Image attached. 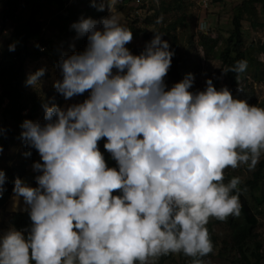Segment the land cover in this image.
I'll use <instances>...</instances> for the list:
<instances>
[{
    "label": "clouds",
    "instance_id": "obj_1",
    "mask_svg": "<svg viewBox=\"0 0 264 264\" xmlns=\"http://www.w3.org/2000/svg\"><path fill=\"white\" fill-rule=\"evenodd\" d=\"M116 4L92 0L108 15L74 22L85 46L57 62L56 92L65 100L87 96L66 107L44 103L43 122L20 124L39 161L31 165L35 187L17 177L12 193L31 223L0 233V264H148L169 253L201 264L213 251L209 218L240 214V179L224 183L223 170L255 168L264 154V108L211 79L191 91L192 73L166 86L168 42L153 32L131 53L132 31L119 23ZM246 67L240 60L222 72ZM43 74L42 67L28 73L25 85L34 88ZM101 140L115 167L106 165ZM5 182L0 170V192Z\"/></svg>",
    "mask_w": 264,
    "mask_h": 264
},
{
    "label": "rangeland",
    "instance_id": "obj_2",
    "mask_svg": "<svg viewBox=\"0 0 264 264\" xmlns=\"http://www.w3.org/2000/svg\"><path fill=\"white\" fill-rule=\"evenodd\" d=\"M144 1L146 2L145 7L136 0H129L117 2L114 9V14L118 17L119 23L132 31V40L126 45L129 51L134 54L145 45V35L143 33L134 35L136 29L144 28L142 30H146V32L152 31L161 33V39L166 40L170 50L174 52L171 61L175 60L181 53L188 55V59L186 60L188 69L186 73H192L193 75L191 91L203 90L206 79H211L216 89L226 87L229 90L230 80L225 72H222L224 66L221 59H206L205 50L200 43V38L202 35L208 38H217L218 43L217 46H215L216 49L224 46L226 44V37L233 27L232 18L235 11L238 9L237 6L241 4L243 0H211L212 3L208 1L207 5L203 0H185V2L183 4L180 3V5H178V2L175 3V0H142L143 3ZM96 3H99V0H96ZM67 5L73 7V9H84L86 3L81 0H69ZM255 6L257 8L256 14L251 16L250 13L245 11L241 20L245 39L243 50H247L246 52H249L250 55H247V67L239 77L233 92H237L239 96H244L249 105L264 108V51L262 50V46L264 45V3H255ZM4 7L5 0H0V21H2L4 16L2 13ZM55 10L56 7L53 4L46 3L39 12L38 19L43 22V37L57 43L58 51L52 53V56H45L39 60L28 59L25 65L26 75L30 72H34L38 68H44V74L39 78V83L34 88L26 85L24 87V92L27 97H32L35 98L36 101H39L40 112L43 111L42 104H56L59 97H61L53 87V82L60 78V74L57 63H55L52 58H60L62 54L66 55L72 53L73 47H75L81 37H78L76 32H71L68 35L66 32L61 34L59 28L50 24V21L55 17ZM137 10H139L140 16L139 19H135L136 23L133 25L127 17V12H132L134 15V12ZM103 12L104 16L108 15L107 8H105ZM184 14L185 24L171 31V33L176 36L174 42L172 36L167 35L162 30L168 26L169 23L180 18ZM29 16L30 9L27 8L23 9L16 19L13 20L9 18V21L5 24L7 34L0 37V56L17 22L27 20ZM148 17L153 19L151 24L146 23ZM81 18H87V15H80L72 24L78 22ZM100 18L101 17H99L98 20ZM158 19L159 23H157ZM201 24L203 28L200 27ZM85 43L82 44L83 48ZM181 62L185 64L184 60ZM164 80L166 86H171L172 81L167 74ZM79 96H74L68 100L61 97L63 100L61 107L77 103V101L80 100ZM4 123L0 113V128ZM29 151L30 149L25 144L20 140H16L15 144L11 145L8 149L0 151V170L4 172L6 166L19 164L23 160H26L30 163L26 167L27 171H32L31 162L33 158L31 155H26ZM34 158L39 161L38 154ZM263 158L264 154L261 155L259 161ZM255 168L249 171L245 165L235 169L226 168L223 172L224 175H229L230 179L234 176L239 177V185L241 186L251 178ZM21 179L30 186L35 187L29 177L23 176ZM247 195L254 206V210L259 208L263 212L258 214L256 232L258 233V237L263 240L264 245V178L260 180L258 187L249 191ZM261 202L262 205H259ZM24 208L25 205L23 204L22 198L15 197L11 192L7 202L0 209V233L9 228H15L10 221L11 214L13 212L24 211ZM231 217L232 216L227 217L224 221H219L212 217L208 220V223L214 222V232L217 234L220 241L231 232L227 224L229 220H231ZM220 241L205 264H239L234 252L225 255V257H221L220 254H218L221 247L225 245V243ZM162 256L163 255L156 258H149L148 264H157ZM185 260L184 255L181 259L179 257H172L165 259L164 264H180L182 261L185 262Z\"/></svg>",
    "mask_w": 264,
    "mask_h": 264
},
{
    "label": "trees",
    "instance_id": "obj_3",
    "mask_svg": "<svg viewBox=\"0 0 264 264\" xmlns=\"http://www.w3.org/2000/svg\"><path fill=\"white\" fill-rule=\"evenodd\" d=\"M68 1L69 0H5V7L2 11L4 16L2 20L5 18L14 20L23 9L27 8L30 9V16L23 22H17L11 35L8 37L7 44L0 56V113L5 122L0 128V151L8 149L11 145L15 144L16 140L22 142L20 138V124L24 119L43 122V111L40 112V103L39 101H36L35 98H29L25 95L24 81L26 78L25 65L28 59L39 60L45 56H52V53L58 51L57 43L51 39L43 37L42 34L43 22L39 21L38 15L44 5L48 3L53 4L56 7L54 12L55 17L50 21V24L59 28L61 34L66 32L67 35L71 32H75V30L71 28V25L80 15L85 14L87 15V18L90 17L98 21V18L102 17L104 14L103 11H98L95 7L91 6L92 0H81L86 3L84 9H73V7L67 5ZM209 1L212 3L211 0ZM174 2H178V5H180V3L183 4L185 0H175ZM255 3L263 4L264 0H243L242 3L237 6L238 9L235 11L232 18L233 27L226 37V44L224 46L216 49L215 46H217L218 43L217 38H208L204 35L201 36L200 43L205 50L206 59H221L225 70L233 67L237 61H246L247 55H250V53L246 52L247 50H243L245 39L241 20L245 11L250 13L251 16L256 14L257 8ZM127 16L130 19V23L134 25L136 21H134L132 12H127ZM146 21V23L151 24L153 19L148 17ZM184 24L185 14L169 23L162 31L167 35H171L175 42L176 36L175 34H172L171 31ZM4 28L5 24L3 23L2 29ZM142 29L144 28L136 29L134 35L143 33L145 35L146 43L152 38L153 32H146V30ZM2 34V30H0V37L4 35ZM13 41L16 42L15 48L13 51H9L7 46ZM85 42L86 37L81 36L75 47H73L72 52L83 50L82 44ZM37 45L39 47H37ZM141 50L134 54H139ZM262 50L264 51V45L262 46ZM52 59L55 63L59 60V58L55 57ZM187 59L188 55L181 53L175 58V60L171 61L167 75L172 81V84L182 79L187 72ZM183 60L185 64L181 62ZM242 73L243 72H225L230 80L229 91L231 94L238 99L245 100L244 96H239L237 95V92H233ZM86 96L87 92L80 95V100L77 101V103L82 102ZM62 103L63 100L59 97L56 105L61 106ZM97 146L104 155L106 165L108 167H115V161L112 160L109 154L103 149V140L98 141ZM30 153L33 158L31 164L33 161H38L34 158L37 155L35 149H31ZM28 164L30 163L23 160L19 164L6 166V168H4L6 182L4 190L0 192V209L7 202L12 192L14 178L27 176L35 186L34 176L37 173L33 170L28 172L26 168ZM263 174L264 158L259 161L257 167L252 172L251 178L241 186L238 185V188L240 189V214L234 218L231 217V220H229L230 222L227 223L231 232L227 237L221 240L225 245L221 247L218 254H220L221 257H225V255L234 252L239 264H264L263 240L258 237V233L256 232L258 214L263 212L259 208L254 210V206L247 195L249 191L258 187L260 180L264 178ZM229 179V175H224L223 182L227 183ZM259 205H262V202L259 203ZM10 221L15 229H23V231L28 229L31 223L26 211L13 212ZM206 228L212 242L213 251L207 256L199 258L201 264L206 263V260L213 254L220 241L217 234L214 232V222L208 223ZM183 255L184 254L182 253H169L168 256L163 255L157 264H164L165 259L167 258L179 257L181 259ZM184 258L186 259L185 262L182 261L180 264H192L193 258L185 255Z\"/></svg>",
    "mask_w": 264,
    "mask_h": 264
},
{
    "label": "built area",
    "instance_id": "obj_4",
    "mask_svg": "<svg viewBox=\"0 0 264 264\" xmlns=\"http://www.w3.org/2000/svg\"><path fill=\"white\" fill-rule=\"evenodd\" d=\"M123 1H125V0H117V2H123ZM136 1L139 2V4H144L145 5V3H146L145 1L143 3L142 0H136ZM203 2L205 4H207L208 0H203ZM8 21H9V18H5L4 20L0 21V30H2L3 34H7V32H6V30H7L6 29V26H5L4 29H2L3 23L6 24Z\"/></svg>",
    "mask_w": 264,
    "mask_h": 264
}]
</instances>
